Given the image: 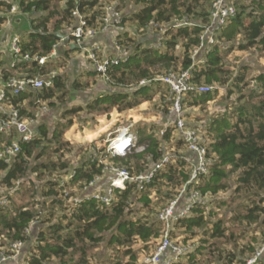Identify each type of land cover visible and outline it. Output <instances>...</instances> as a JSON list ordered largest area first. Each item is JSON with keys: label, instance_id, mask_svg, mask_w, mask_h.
Segmentation results:
<instances>
[{"label": "trees", "instance_id": "obj_1", "mask_svg": "<svg viewBox=\"0 0 264 264\" xmlns=\"http://www.w3.org/2000/svg\"><path fill=\"white\" fill-rule=\"evenodd\" d=\"M110 1L112 0H20L21 11L28 12L32 20V30H29L26 36L20 37L22 51L47 55L53 45L59 41L57 32H65L66 26L72 22L71 10L75 6L82 14H87L86 19L90 26L98 27L104 14V7ZM207 1L135 0V4L139 5L134 11H132L133 8L122 10L119 7L120 3L117 1L119 3L117 9L122 12L121 22L123 24L127 22L134 23L137 28L144 30L145 26L151 22L152 24L146 28V31L153 28L157 30L161 27L165 28L164 33L160 35L162 44L159 47H150L145 42L147 39L155 41L160 37L159 32L157 36L147 32L143 37L146 39L145 41L137 39L134 34L130 33L131 30H126L123 34L118 35L119 38L122 37L121 43L129 47L131 52L127 60L110 70V81L113 85L118 86L127 84L126 82L134 79L136 88L131 91V94L120 91H107L103 95L94 97L89 102L88 108L90 110L101 109L104 103L114 105L119 101H124V109L133 108L140 103L151 100L153 94L158 92L160 86L163 85L160 81L155 80L154 76H151V71L156 69H164L163 72L181 71L188 68L192 63L189 53L190 48L197 44V35L209 17L210 7L207 8ZM212 1H210V6ZM11 2L0 0V29L5 23L2 15L9 12ZM251 2L249 8L243 6L240 7V10L239 5L243 1L235 2L238 7L237 15L224 26L221 34L218 35L217 43L206 53V64L192 68L193 80L196 83H202V79L207 83L219 79L217 72L220 70L218 64L221 62V56L217 52V48L222 45L220 41L222 37L230 41L237 33L242 32L246 42L238 44L239 48H247L253 45H262V48H264V0H252ZM60 4L62 5L58 8ZM34 13L38 14L36 18ZM174 17H186L194 24L174 28L171 21ZM52 20L54 22L49 30L47 24ZM68 44L69 46L63 49L64 51L58 49L55 58L49 60L42 67L39 68L34 62L26 71L36 72L39 69L42 73H46L49 71V67H64L70 55L78 50L70 42ZM179 45H181L180 52L174 53ZM23 66V64L18 65V67ZM7 74L5 73V79ZM80 75L89 78L95 74L93 71H83ZM81 79V76L76 78L74 86H81ZM258 79L260 80L261 91L264 93V76H259ZM141 80L147 82L139 84ZM241 80L242 77L239 76L238 81ZM66 83V78H63L61 74H55L53 87L38 91L35 96L36 99L29 101L30 104H37L38 100H47L48 105H53L54 101L51 99L54 96L61 98L66 93ZM29 95V91L22 92L13 102H20ZM213 95H215V92L212 95H209V92H193L185 96L183 105L188 97L191 98L192 102L198 104L206 102ZM253 96L255 94L250 92V97ZM234 108L230 111L223 109L221 114H218L219 116L211 120L207 128L208 133H211V142L208 144L207 150L210 148L215 158L211 162L208 152L209 161L206 172L199 175L198 181L187 184V192L194 189L198 190L199 200L204 192L214 193L226 188L228 184L222 181L230 173L235 174L236 181L240 185L264 190V102L254 105L252 109L245 106H234ZM82 109L83 107L78 105L68 109L66 114L76 113ZM171 129L172 126H168L163 131L162 139L152 135L147 136L146 131L148 130L144 131L143 128L138 127L135 130L137 145L146 144L147 147L142 152L131 154L124 162V167L130 175L147 171L165 153H169L164 143L169 138ZM38 131L39 134L30 142L19 144L21 147L20 153L11 164H6L0 160V184L8 187H11L28 173H35L37 177H40V174L46 169L48 178L45 179L42 185L44 197L48 199L49 205L57 206L58 209L62 210L60 220L57 223H50L51 213L46 211L43 213H46L47 216L45 214L44 219L41 221L42 224L47 223V226L36 237L37 228L35 230L32 228L28 236H25V229L32 219L36 217L38 219L41 216L39 212L35 213L25 207L16 206L12 196L9 204L4 208H0V236L7 237L12 242L16 240L24 241L21 260L22 263L24 262L23 264H42L51 256L58 257L60 259L59 264H75L70 262L69 258H66L69 254L68 249L74 248L75 241L83 240L84 236L96 241L102 239V235L109 232L108 243L117 245L119 248L130 246L133 242H144L146 245L152 239L157 240L161 233V222L157 214L154 220L124 219L126 208L138 199L141 202V209H147V207L150 209L151 194L161 196L166 193L165 197L171 199L173 194H171L170 189L173 187L179 189L189 179L190 169L184 168V159L189 158V161H194V156L190 151L186 149L188 155L191 154L189 156H185L178 150L177 153L174 152L173 154L182 159L177 162L174 159L173 162L167 164L142 189L138 187L135 181L127 182L125 189L117 190L116 200L111 206H100L97 202L90 200L82 202L76 207L68 208L64 202V205L62 204L61 190L56 187L57 180L55 178L68 172L69 166L66 161L50 160L31 165V159H35L38 155L34 153L35 149L40 146V140L48 134L46 127L43 125L38 127ZM61 133V130L55 128L51 131V136L58 141ZM180 143L183 144L181 138L176 141L175 147L179 146ZM56 150L58 151V148ZM41 153L42 151H40ZM147 154L151 155V160L145 158ZM114 158L117 159L118 157ZM186 163L189 166V163ZM73 171L75 172L74 181L81 182L79 187H82L84 183H88L96 175L102 174V166L90 161L87 157L82 163L76 164ZM199 200L194 203L187 216L173 223L171 236L176 237L178 235L175 233L176 228L184 229L185 239L193 238L198 231L202 232V235L211 238L222 233L223 228L220 227L219 222H214L212 228L205 226L204 208ZM59 206H66L70 210V212L68 211L69 216L64 214L66 213L65 210ZM96 233H99L100 237H95ZM34 237L37 244H33L32 251L29 252L28 244L33 241ZM206 239L202 237V241H206ZM122 251L129 257L125 264H136V259L129 249H122ZM192 253L187 252L191 256L185 255V260H179L176 264H194ZM263 254L264 251L257 257L260 263H264ZM83 261L86 260L83 259ZM117 263L119 264L118 261Z\"/></svg>", "mask_w": 264, "mask_h": 264}, {"label": "rangeland", "instance_id": "obj_2", "mask_svg": "<svg viewBox=\"0 0 264 264\" xmlns=\"http://www.w3.org/2000/svg\"><path fill=\"white\" fill-rule=\"evenodd\" d=\"M116 1L120 3L119 7L122 10L133 8L132 11H134L139 5L135 4V0H112L109 3L114 4ZM210 1H207L208 9ZM251 1H243L239 5V10L243 6H248L249 8L252 3ZM109 3H106V5ZM61 5H58V8ZM53 22L54 20L47 24L49 30L52 28ZM125 26L127 30H131V34H134L137 39L143 41L146 40L143 37L147 32L153 36H157L159 32L155 28L148 31L146 29L140 30L134 23L127 22ZM26 33H28V30L24 32L23 37L26 36ZM220 41L222 45L217 48V52L221 56V62L218 64L220 70L217 72L219 79L212 83H207L202 79V83L213 86L209 95H212L214 92L215 95L210 97L211 99L206 102L198 104L192 102L191 98L188 97L184 105H182L186 123L198 129V134L206 148L211 142V133H208L207 128L211 120L219 116L218 114H221L223 109H228L227 111L234 110V106H245L252 109L254 105L264 102V93L261 91V84L258 79L259 76H264V48H262V45L239 48L238 44L246 42L242 32L237 33L230 41L225 40L223 37ZM180 46L175 49L174 53L180 52ZM191 51L192 49L190 48L189 53ZM50 71L54 75L61 74L63 78H66V93L61 98L54 96L51 99L54 101L53 105H48L47 100H40L37 104L33 103L28 106L26 104L29 101L23 103L29 116L28 119L34 120L32 127L38 128L40 125H43L48 132L47 136L40 140V146L34 151L38 155L35 159H31L32 166L36 163L48 162L50 160H65L69 166L68 171L71 172L76 164L82 163L84 159L89 157V147L93 141L90 139L89 134L97 127L98 131L103 129V136L123 129L134 131L139 127L143 128L144 131L148 130L146 131L147 136L152 135L162 139L163 131L168 126H172L169 118L170 94L165 85L160 86L159 91L153 94L151 100L140 103L133 108L124 109V101H119L114 105L104 103L101 109L90 110L88 108L89 102L94 97L103 95L107 91H120L131 94V91L136 88L134 84L135 80L133 79L130 82H126L127 84L116 86L111 82L105 84L97 77L95 80L92 78V75L89 78L85 75H79L82 78V85L74 86V80L79 76H76L78 75L76 72L71 75L67 71L66 65L64 67H49V71L45 75ZM163 71L164 69H156L151 71L150 74L156 78ZM239 76L242 77L241 81H238ZM97 81H101L102 86L105 87L104 90L100 86L94 92ZM250 92H253L255 96L250 97ZM78 105L83 107L81 111L66 114L68 109ZM43 106H46V109ZM55 128L62 131L58 141L51 136V131ZM170 132L169 138L164 143L169 152L177 153L178 150L185 156L191 155H188L184 144L180 143L178 144L179 146L175 147L174 144L179 139V135L173 127ZM56 148H58V151ZM40 151H42L41 154ZM208 152L212 162L215 158L214 154L210 148ZM131 153L128 152L126 155L115 156L118 157L117 159L114 157L107 158L106 161L111 165L125 166L124 162ZM180 159L182 158L177 156L175 162ZM184 160V168L190 169V165L188 166L186 163L187 160ZM65 173L55 177L56 180H59ZM47 175L46 169L40 174V177H37L35 173H28L18 180L19 187L21 188L18 191H14L12 195L16 206L25 207L28 210L41 214L36 220V237L47 226V223L42 224L41 221L45 217L46 213L43 214L45 211L51 213L49 217L50 223L59 222V217L62 214L60 213L62 210L58 209L57 206L49 205L48 199L44 197L42 185L45 179L48 178ZM106 179L105 176L103 185H101L102 188L107 181ZM222 182L228 184L226 188L214 193L210 191L204 192L199 200L204 208L203 218L206 221L205 226L212 228L214 222H219L220 227L223 228L222 233L211 238L207 235H202V232L198 231L193 238L185 239L184 229H175V233L178 234L175 238L187 246L189 245V249L187 250L189 254L193 252L194 264H246L248 260L256 258V253L261 251L264 245V209H262L264 208V190L261 191L256 187L240 185L236 181L235 174L231 173ZM3 185L0 184V196L12 190V188ZM14 185L15 183L12 186ZM79 186L80 183L76 184L73 192L69 188L68 190L72 195L80 194ZM177 189L178 187L170 189L173 196L176 194ZM165 196L166 193H163L161 196L151 194L150 198L152 202L150 209L148 207L147 209H141V202L138 199L135 200L126 208L124 219L154 220L159 210L174 198L172 196L170 199ZM61 201L64 205L63 200ZM59 207L64 209L66 212L64 214L69 216L70 210H68V206V208ZM94 236L98 238L100 234L96 233ZM109 236L110 233L107 232L102 235V239L96 241L90 240L85 236L83 240H76L75 247L68 249L69 254L66 258H69V261L75 264H118L117 261L119 264H125L129 257L122 249H129L132 256L136 259V264H143L144 257L154 249L159 241L158 237L157 240L152 239L146 245L144 242H133L130 246L119 248L117 245H110L108 243ZM202 237L207 238L206 241H202ZM34 239L35 237L33 238V243L28 244L29 252L32 251V245L37 244V241ZM11 242L9 238L0 236V251L8 250ZM189 254H186V256H191ZM83 259L86 261H83ZM181 260H185L184 256ZM59 263L60 259L58 257L51 256L42 264ZM255 264L264 263L256 260Z\"/></svg>", "mask_w": 264, "mask_h": 264}, {"label": "built area", "instance_id": "obj_3", "mask_svg": "<svg viewBox=\"0 0 264 264\" xmlns=\"http://www.w3.org/2000/svg\"><path fill=\"white\" fill-rule=\"evenodd\" d=\"M6 1L11 2L10 0ZM236 1L239 0H213L208 20L197 35L198 42L191 48V65L181 71L170 70L163 72L155 78V80L160 81L168 88L170 94L169 118L172 127L179 135V138H181L186 149L193 154L194 161L191 162L189 158V160L185 158L190 165L189 179L178 189L174 198L163 206L157 214L161 222L159 241L154 249L144 257L143 264H176L187 254L189 249V245L187 246L179 239L171 236V230L173 223L187 216L194 203L199 200L198 190L194 189L187 192V184L198 181L199 175L206 172L209 159L207 156L208 150L204 142L201 141L198 129L186 123L182 105L185 96L193 92L212 91V85L196 83L193 80L192 68L206 64V53L217 43L218 35L221 34L222 28L237 15L238 7L235 4ZM13 3L11 2L9 12L14 10ZM118 4L116 1L114 4L105 5L104 14L98 27L90 26L87 23V14H82L78 7L75 6L71 10L72 22L66 26L65 32H57L59 41L53 45L47 55L22 51L20 36L16 35L13 37L9 46L12 60L7 68L10 75L7 74L5 85L0 88V139L2 140L0 143V160L6 164H11L20 153L21 147L19 144L30 142L39 134L38 128L32 127L34 120L24 117L20 112V102L14 103L13 100L25 91H40L41 89L53 87L55 76L53 72L50 71L45 75L46 73H42L39 69L36 72H28L26 70H29V67L34 62L40 68L49 60L55 58L60 43L70 42L72 46L79 48L83 59L87 62L89 69L94 72L95 77L101 79L105 84L111 82L110 70L127 60L131 52L129 47L121 43L122 37H118V35L123 34L127 30L125 24L121 22L122 12L117 9ZM171 21L174 28L194 24L186 17H174ZM151 24V22L147 24L145 29ZM108 27H111L115 34L111 52L105 51L101 44L96 42L89 45L83 44L85 38H92L99 31H103ZM164 30L165 28L163 27L159 29L160 35L164 33ZM161 44V36L155 41L147 43L150 47H159ZM19 64L24 66L18 67ZM199 64L202 65L199 66ZM20 70L26 71V73L18 74L17 72ZM145 82L147 81L141 80L139 83L143 84ZM43 108L46 109V106H43ZM126 141H128L127 145L121 148V145ZM102 142L97 145L96 142L93 143L92 141L88 157L90 161L102 166V174L96 175L94 179L79 187L80 194L72 195L68 190L69 188L73 192L75 185L78 184V182L74 181L75 172L73 170L65 173L60 178L61 180H57L56 187L61 190L60 197L69 208L76 207L82 202L90 200L97 202L100 206H111L116 200L117 190L125 189L127 182L135 181L140 189L144 188L159 170L173 162L178 156L170 152L165 153L147 171L130 175L126 167L111 165L106 160L107 158L126 155L128 152L131 153V151H133L131 153L133 154L145 150L146 144L137 145L135 130H119L106 135ZM150 157L151 155L147 154L145 158L151 160ZM105 176L107 181L102 188L101 185H103ZM79 183L81 184V182ZM19 186V181H16L14 186L9 187L12 190L0 196V208H4L9 204L11 196ZM36 220V218L32 219L29 226L25 229V236L30 235ZM23 246V240L11 242L8 250L0 251V264H22ZM262 251H264V245L261 251L256 253V258L248 260L246 264H255L257 257Z\"/></svg>", "mask_w": 264, "mask_h": 264}, {"label": "crops", "instance_id": "obj_4", "mask_svg": "<svg viewBox=\"0 0 264 264\" xmlns=\"http://www.w3.org/2000/svg\"><path fill=\"white\" fill-rule=\"evenodd\" d=\"M34 15H35V18L38 16V14H36V13ZM5 25H6V20H5L4 25L1 28H3ZM27 30L28 31L31 30V26H30V28H25V30H23L18 35L20 37L23 36L24 32L27 31ZM114 36H115L114 31L112 30L111 27H108V28H106L103 31H99L92 38H85L84 41H83V44L89 45V44H92L93 42H96V43L101 44V46L103 47V49L105 51L111 52L112 51V44H113ZM148 40L150 41V39H147L146 44L149 42ZM68 46H69V44L67 42L63 43V44L60 43L58 49L63 50L65 48H67ZM77 49H78L77 52H75L74 54L70 55V57L66 60L65 63H66V66H67V71L71 75H72V73L76 72L78 74L76 76H79L83 71H89L90 72L91 69H89V67L87 65V62L83 59V57L81 55V52H80V49L79 48H77ZM9 50H10V47H9ZM10 61L8 60V57L6 56V54L4 52H0V62H1L0 63V74L3 76L4 85H5V80H6L5 79V73L9 72L7 70V68H8V65L10 64ZM201 65L202 64H199V66H201ZM17 73L18 74L19 73H26V71L20 70ZM92 76H93L92 78H94L96 80V77H94V75H92ZM4 85H0V88L3 87ZM100 86H102L101 81H97V84H96V86L94 88V92H96V89H98V87H100ZM104 89H105V87L102 86V90H104ZM37 92L38 91H29L30 95L27 98H25L22 101H20L19 108H20L21 114L24 117H26V116L29 117V116L26 113V110L24 108L25 105L23 103H26V101L35 100L36 99L35 96H36ZM94 95H95V93H94ZM26 105L27 106L30 105V102L28 104H26ZM102 131H103V129L98 131V127H97L95 130L91 131L90 134H89L90 139L93 140L94 142H96L97 145L103 143L102 141L104 140V137L106 136V135L105 136L102 135ZM1 142H2V140L0 139V143ZM35 227H36V225H34L32 228L35 229Z\"/></svg>", "mask_w": 264, "mask_h": 264}, {"label": "water", "instance_id": "obj_5", "mask_svg": "<svg viewBox=\"0 0 264 264\" xmlns=\"http://www.w3.org/2000/svg\"><path fill=\"white\" fill-rule=\"evenodd\" d=\"M14 10L3 14L6 25L0 30V52H4L8 60H12L9 50L10 43L14 36L21 33L25 28H30L31 18L28 12L20 9V0L14 1ZM0 85H4L3 76L0 74Z\"/></svg>", "mask_w": 264, "mask_h": 264}, {"label": "bare ground", "instance_id": "obj_6", "mask_svg": "<svg viewBox=\"0 0 264 264\" xmlns=\"http://www.w3.org/2000/svg\"><path fill=\"white\" fill-rule=\"evenodd\" d=\"M128 143V141H126L125 143H123V145H121V148H123L124 146H126ZM120 148V147H119Z\"/></svg>", "mask_w": 264, "mask_h": 264}]
</instances>
